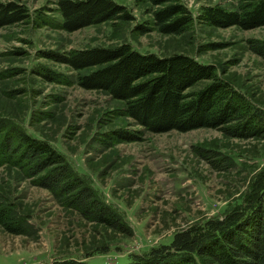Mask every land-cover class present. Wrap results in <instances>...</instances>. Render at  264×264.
<instances>
[{"label":"rangeland","instance_id":"374dc122","mask_svg":"<svg viewBox=\"0 0 264 264\" xmlns=\"http://www.w3.org/2000/svg\"><path fill=\"white\" fill-rule=\"evenodd\" d=\"M17 1L31 16L0 27V118L62 154L123 215L133 234L83 219L47 189L34 185L24 171L2 163L0 193L29 217L39 235H13L0 227V264H47L56 258L130 264L154 247L169 244L177 231L222 218L244 204L253 179L264 170V129L247 138L214 128L147 131L123 114V101L77 84L78 75L96 67L75 70L47 57L49 51L123 43L159 56L186 53L217 66L219 77L264 110V59L248 48L249 40L264 39V26L225 28L198 18L206 5L236 9L241 0H180L195 20L179 35L158 31L152 12L160 6L150 0H116L132 20L106 21L73 32L59 28L55 0ZM37 9L48 25L34 22ZM49 71L59 75L51 79L46 76ZM209 82L201 81L188 91ZM117 129L140 130L142 139L105 147L103 134ZM7 134L12 135L0 128V147Z\"/></svg>","mask_w":264,"mask_h":264},{"label":"trees","instance_id":"16d2710c","mask_svg":"<svg viewBox=\"0 0 264 264\" xmlns=\"http://www.w3.org/2000/svg\"><path fill=\"white\" fill-rule=\"evenodd\" d=\"M159 32L182 34L195 17L180 0H150ZM59 28L73 32L106 21H130L132 14L116 0H55ZM29 8L17 0L0 1V27L26 21ZM199 21L217 27L238 26L249 30L264 26V0H241L236 9L206 5ZM35 23L48 25L42 11L35 10ZM146 32V29L138 30ZM220 46V45H219ZM248 48L264 59V39H251ZM48 58L75 70L96 67L77 76L84 89L103 90L124 102L125 116L154 133L187 132L214 128L235 137H252L264 129V110L254 105L226 79L218 68L186 53L159 56L142 53L129 43L114 47L94 46L67 52L49 51ZM59 75V74H58ZM49 71L46 76L55 79ZM209 80L199 90L188 91ZM0 128L11 136L0 147V165L18 167L36 186L47 189L64 207L83 219L124 234L133 229L123 215L105 202L72 165L49 143L28 135L21 127L0 118ZM142 131L117 129L103 134L110 147L142 139ZM205 158L208 153L201 152ZM227 160V158H226ZM231 166V162L227 163ZM0 227L7 233L37 238L39 229L0 193ZM201 258V263L197 258ZM47 264H87L74 258H56ZM130 264H264V170L253 179L242 205L222 218L209 219L177 231L169 244L154 247Z\"/></svg>","mask_w":264,"mask_h":264}]
</instances>
